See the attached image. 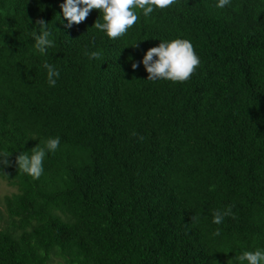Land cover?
Instances as JSON below:
<instances>
[{
  "label": "clouds",
  "instance_id": "1",
  "mask_svg": "<svg viewBox=\"0 0 264 264\" xmlns=\"http://www.w3.org/2000/svg\"><path fill=\"white\" fill-rule=\"evenodd\" d=\"M252 1L0 0V165L9 166L11 153L4 150L13 152L22 144L25 126L34 127L36 109L40 111L37 126L44 142L31 150V156L18 153L13 173L39 179L46 152H55L59 145L69 151L64 164L50 162L61 172L58 181L69 182L65 192L81 174L99 173L117 181L120 170L105 160L126 167L132 162L142 164L128 183L126 196L119 188L120 197L105 198L107 211L113 218L128 203L138 200L135 209L140 207L141 217L148 219L159 216L165 207L155 225L160 242H181L179 224L183 220L171 216L172 206H180L178 196L185 174L181 168L170 167L179 161L198 171L199 162L207 157L201 151L202 129L187 134L188 147L172 164L169 161L179 132L170 126V117L160 116L172 129V139L164 140L150 158L147 143L160 136L157 110L162 103L173 102L184 92L189 94L187 89L193 84L206 87L203 80L213 89L220 81L217 71L249 58L264 61V35L255 38L251 48L247 46L248 29L256 24ZM243 19L242 39L238 40L233 26H240ZM260 23L264 26V15ZM83 33H95L108 43L96 44L98 51L91 53L92 43L75 50V35ZM218 41L223 43L211 46ZM67 42V48L63 47ZM85 54L89 58L79 63ZM71 79V91L59 97L51 95L56 82ZM243 101L244 113L252 115L256 125L264 129V77L258 91L246 87L241 105ZM95 111L105 113L93 122ZM127 118L134 123H126ZM195 124L199 126L198 121ZM54 133L59 136L48 139ZM127 135L132 140L122 154L119 140ZM252 155L250 160L255 162L258 156ZM3 181L0 184L10 191L0 195V204L2 197L14 191ZM204 205L208 206L194 210L185 219L197 221L188 248L203 232L213 233L209 246H214L224 230V218H235L232 206L225 209L221 202ZM128 220L117 224L121 227ZM235 259L241 264H264V251H245Z\"/></svg>",
  "mask_w": 264,
  "mask_h": 264
},
{
  "label": "trees",
  "instance_id": "2",
  "mask_svg": "<svg viewBox=\"0 0 264 264\" xmlns=\"http://www.w3.org/2000/svg\"><path fill=\"white\" fill-rule=\"evenodd\" d=\"M250 6L256 13V24L248 29V48L255 38L264 35V26L260 23L264 0H254ZM243 27L244 19L240 26H233V35L238 40L242 39ZM89 43H92L88 52L91 53L98 51L96 44L102 46L108 41L95 33L75 35V50ZM222 43L218 41L211 46L218 47ZM254 43L260 45V41ZM62 46L67 48L68 42ZM87 58L88 55H83L79 63ZM216 74L220 81L213 89L203 80L206 87L193 84L187 89L189 94L184 92L175 101L162 103L157 110L159 127L156 130L160 136L147 143L150 146L147 157L150 158L164 140L172 139V129L160 116L170 117L173 122L170 126L179 132L169 161L172 164L188 147L187 134L196 132L199 127L202 129L201 151L207 157L199 162L198 171L179 161L170 167L171 170L181 168L185 174L184 188L178 196L181 203L172 206L171 216L183 220L179 224L181 242L177 239L160 242L155 225L161 220L165 207L159 216L148 219L141 217L140 207L135 209L138 200L128 203L113 218L107 211L105 198L120 197V189L126 196V187L141 171L142 164L132 162L126 167L105 160L107 165L120 170L117 181L112 182L99 173L81 174L65 192L69 182L58 181L61 172L50 162L64 164L69 151L59 145L55 152H46L39 179L13 173L18 153L31 156V150L44 142L37 126L40 111L35 109L34 127L25 126L27 133L22 144L13 152L4 150L11 153L9 166L0 165V178L14 189L1 200L0 264H241L235 257L245 251H264V129L256 125L252 115L244 113V101L241 105L247 86L251 92L259 90L264 77V61L249 58L243 64ZM71 90L72 79L56 82L51 95L59 97ZM104 113L95 111L92 121L96 122ZM126 123L134 121L127 118ZM57 136L59 133H54L48 139ZM131 140L130 135L119 140L122 154H126ZM253 153L258 156L255 162L250 160L254 158ZM219 202L225 209L232 206L235 218H224V230L220 231L214 246H209L213 233L203 232L196 235L188 248L197 221L185 219L194 210L210 205L204 203L215 205ZM126 218L129 220L119 227L117 223Z\"/></svg>",
  "mask_w": 264,
  "mask_h": 264
},
{
  "label": "rangeland",
  "instance_id": "3",
  "mask_svg": "<svg viewBox=\"0 0 264 264\" xmlns=\"http://www.w3.org/2000/svg\"><path fill=\"white\" fill-rule=\"evenodd\" d=\"M0 183L4 184L5 182L0 178ZM2 184H0V195H1L3 192H5V191H10L9 188L5 187V186L2 185ZM0 212L3 213V208H2V206H1V204H0Z\"/></svg>",
  "mask_w": 264,
  "mask_h": 264
}]
</instances>
